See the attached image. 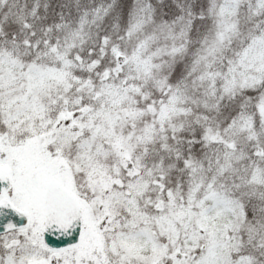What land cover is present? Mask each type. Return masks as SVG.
<instances>
[{
	"label": "snow or ice",
	"instance_id": "1",
	"mask_svg": "<svg viewBox=\"0 0 264 264\" xmlns=\"http://www.w3.org/2000/svg\"><path fill=\"white\" fill-rule=\"evenodd\" d=\"M0 264H264V0H0Z\"/></svg>",
	"mask_w": 264,
	"mask_h": 264
}]
</instances>
